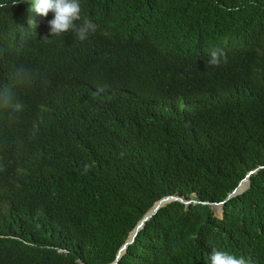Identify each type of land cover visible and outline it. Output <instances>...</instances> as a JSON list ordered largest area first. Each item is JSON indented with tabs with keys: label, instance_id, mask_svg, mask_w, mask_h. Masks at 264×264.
Segmentation results:
<instances>
[{
	"label": "trees",
	"instance_id": "trees-1",
	"mask_svg": "<svg viewBox=\"0 0 264 264\" xmlns=\"http://www.w3.org/2000/svg\"><path fill=\"white\" fill-rule=\"evenodd\" d=\"M23 2L0 46L51 90L29 124L0 107V264H110L169 195L198 202L160 210L119 264H264V168L203 204L264 166V0H81L84 41Z\"/></svg>",
	"mask_w": 264,
	"mask_h": 264
},
{
	"label": "clouds",
	"instance_id": "clouds-1",
	"mask_svg": "<svg viewBox=\"0 0 264 264\" xmlns=\"http://www.w3.org/2000/svg\"><path fill=\"white\" fill-rule=\"evenodd\" d=\"M23 0H0V9H7L19 4ZM24 3V2H23ZM31 7L47 17L53 13L54 17L49 21L50 32L53 36L75 31L76 37L84 41L90 34H95L98 24L91 19H84L82 16L81 0H27ZM77 22H81L78 23ZM0 46V107L9 110L10 116L20 113L23 109L28 114V124L30 120L42 119V114H46V102L50 95L51 88L42 82L38 77L32 75L29 69L19 59L18 55L22 50L13 48L17 60L26 68H12L7 52ZM33 54V50L30 52ZM225 56L222 49H215L210 53L211 65H219L221 57ZM20 100V101H19ZM42 120L35 126L39 128ZM208 260L210 264H253L250 257L236 255L229 251L213 248Z\"/></svg>",
	"mask_w": 264,
	"mask_h": 264
},
{
	"label": "water",
	"instance_id": "water-1",
	"mask_svg": "<svg viewBox=\"0 0 264 264\" xmlns=\"http://www.w3.org/2000/svg\"><path fill=\"white\" fill-rule=\"evenodd\" d=\"M264 166H260L257 167L256 169L250 171L247 176L239 183V185L235 188V190H233L231 193H229L227 199L222 202V203H203L206 205H215V207H220L222 206L226 201L244 194L249 188H250V178L253 174H255L257 171L263 169ZM173 202H180L183 203L185 205H190L193 202H198L195 200H187L181 196L178 195H169V196H165L163 198H161L160 200H158L153 207L144 215V217L137 223V225L135 226V228L132 230V232L130 233L128 239L126 240V242L123 244V246L119 249L116 259L114 262L110 263V264H119L122 257L125 255V253L127 252L128 248L130 245H132L136 240L137 237L139 235V233L141 232V230H143V228L145 227V225L147 224L148 221H150L160 210H162L163 208L167 207L169 204L173 203Z\"/></svg>",
	"mask_w": 264,
	"mask_h": 264
},
{
	"label": "rangeland",
	"instance_id": "rangeland-1",
	"mask_svg": "<svg viewBox=\"0 0 264 264\" xmlns=\"http://www.w3.org/2000/svg\"><path fill=\"white\" fill-rule=\"evenodd\" d=\"M218 208V207H217ZM219 216H221V213H218Z\"/></svg>",
	"mask_w": 264,
	"mask_h": 264
}]
</instances>
